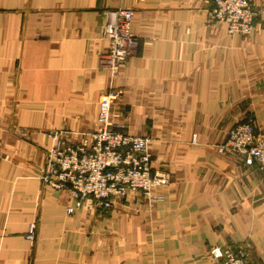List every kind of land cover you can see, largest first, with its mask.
<instances>
[{
  "label": "crops",
  "instance_id": "1",
  "mask_svg": "<svg viewBox=\"0 0 264 264\" xmlns=\"http://www.w3.org/2000/svg\"><path fill=\"white\" fill-rule=\"evenodd\" d=\"M251 3L240 36L212 0H0V264H221L226 247L264 264V174L218 151L236 122L264 131V0ZM125 8L135 44L111 71L103 27ZM107 91L110 122L169 176L159 201L76 207L41 180L53 134L81 142Z\"/></svg>",
  "mask_w": 264,
  "mask_h": 264
},
{
  "label": "built area",
  "instance_id": "2",
  "mask_svg": "<svg viewBox=\"0 0 264 264\" xmlns=\"http://www.w3.org/2000/svg\"><path fill=\"white\" fill-rule=\"evenodd\" d=\"M211 18L225 25L230 34L245 36L253 27L256 16L251 0H212ZM132 11L117 9L108 12L103 36L108 41L102 56L103 64L116 71L134 47L130 31ZM117 98L115 91L103 92L97 105V129L76 144H63L55 140L47 152L45 173L41 180L54 191L67 189L75 206L85 199L107 209L113 200L130 193H140L147 201L161 200L159 190L167 186L169 176L163 171H152L151 154L144 136L126 133L109 120L111 105ZM218 151L256 164L264 174V131H256L251 121L236 122L227 131ZM72 208L67 209L70 214ZM29 242L34 240V225L26 232ZM221 264H248L243 249L226 247L212 250Z\"/></svg>",
  "mask_w": 264,
  "mask_h": 264
}]
</instances>
